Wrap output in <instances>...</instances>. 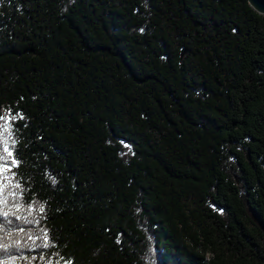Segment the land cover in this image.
<instances>
[{
    "label": "trees",
    "instance_id": "1",
    "mask_svg": "<svg viewBox=\"0 0 264 264\" xmlns=\"http://www.w3.org/2000/svg\"><path fill=\"white\" fill-rule=\"evenodd\" d=\"M0 157V264H264V14L0 0Z\"/></svg>",
    "mask_w": 264,
    "mask_h": 264
},
{
    "label": "water",
    "instance_id": "2",
    "mask_svg": "<svg viewBox=\"0 0 264 264\" xmlns=\"http://www.w3.org/2000/svg\"><path fill=\"white\" fill-rule=\"evenodd\" d=\"M248 2L257 12L264 14V0H248Z\"/></svg>",
    "mask_w": 264,
    "mask_h": 264
},
{
    "label": "snow or ice",
    "instance_id": "3",
    "mask_svg": "<svg viewBox=\"0 0 264 264\" xmlns=\"http://www.w3.org/2000/svg\"><path fill=\"white\" fill-rule=\"evenodd\" d=\"M10 155V154H9ZM0 159H3V157H0Z\"/></svg>",
    "mask_w": 264,
    "mask_h": 264
}]
</instances>
